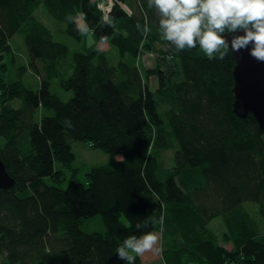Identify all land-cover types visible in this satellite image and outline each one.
I'll use <instances>...</instances> for the list:
<instances>
[{
  "label": "trees",
  "instance_id": "obj_1",
  "mask_svg": "<svg viewBox=\"0 0 264 264\" xmlns=\"http://www.w3.org/2000/svg\"><path fill=\"white\" fill-rule=\"evenodd\" d=\"M111 1L102 12L95 0H0V157L14 179L0 189V264H125L116 254L125 238L159 229L165 264H264V232L245 207L257 205L264 221V130L252 113L232 111L231 50L224 60H209L199 47L177 52L160 37L147 0ZM40 4L77 40L82 35L66 16L85 13L95 38L117 49V63L97 49L70 52L54 40L34 14ZM16 33L39 76L35 90L19 76L7 78L5 55L12 56ZM156 43L165 50L154 56L165 62L146 73L173 99L166 119L152 99L159 98L157 87L145 83L134 63L136 47L155 53ZM56 76L72 92L66 101L49 88ZM71 141L120 158L87 170L86 183L69 179L64 186V168L75 158ZM171 143L173 167L164 169L151 150ZM98 214L105 231L80 227ZM217 217L231 249L210 229ZM148 218L155 223L137 231L135 224ZM136 264H144L141 257Z\"/></svg>",
  "mask_w": 264,
  "mask_h": 264
},
{
  "label": "clouds",
  "instance_id": "obj_2",
  "mask_svg": "<svg viewBox=\"0 0 264 264\" xmlns=\"http://www.w3.org/2000/svg\"><path fill=\"white\" fill-rule=\"evenodd\" d=\"M147 7L158 16L160 37L177 52L199 47L209 60H224L229 50L233 54L247 51L252 59L264 64V0H147ZM66 21L75 23L81 35L90 31L83 12L67 15ZM102 22L106 26L113 23L108 14ZM150 31L145 24L143 33ZM65 123L72 127L69 121ZM149 222L154 224L155 220L136 223V230L147 228ZM159 242L155 232L131 235L116 249L117 258L125 264H136V258L145 253L159 254Z\"/></svg>",
  "mask_w": 264,
  "mask_h": 264
},
{
  "label": "rangeland",
  "instance_id": "obj_3",
  "mask_svg": "<svg viewBox=\"0 0 264 264\" xmlns=\"http://www.w3.org/2000/svg\"><path fill=\"white\" fill-rule=\"evenodd\" d=\"M126 8V7H125ZM35 16L41 20L45 26L51 31L53 39L67 45L70 52L71 51H81L85 53H90L94 49L101 51L105 54L109 64L115 65L119 60V54L117 49L109 42L98 41L95 36L89 31L88 34L82 35V38L77 40L67 34L66 25L62 22L55 20L46 10L43 4H40L35 12ZM12 44V52L14 53V58L12 60V56L9 53H6L5 59L7 64V78L9 81L14 80L16 76H19L22 79L24 85L30 89H37L39 85V76L36 72L30 69L28 65V51L24 42L23 35L20 33H16L11 38ZM155 53L153 52H145L141 53L137 66L139 67L140 73L142 75L143 80L148 83V86L151 89H155L157 87V78L155 75L149 74L147 75V70L153 68L157 64L163 65L165 61L158 59L156 57V53L159 51L158 49L165 50V47L159 43L154 45ZM160 52V51H159ZM163 61V62H162ZM165 68V66H163ZM169 69H166V74L170 75ZM71 72V69H68L63 77H67ZM172 80V81H171ZM174 81L173 76L170 77V83L172 84ZM50 90L56 93L63 101L68 100L72 92L70 90L64 89V87L60 84V77H52L50 78ZM167 91V90H166ZM160 96V95H159ZM165 101L164 109L161 108L159 104V114L163 119H166L168 111H173L175 108L173 107V99L167 93L162 96ZM12 106L18 105V100H11ZM72 151L74 153V160L69 168H64V181L63 185L66 186L69 179H72L76 182H86V171L92 167L102 165L107 162H111L113 160L119 159L120 155H111L105 153L101 149L94 148L90 145L88 141H71ZM176 144L171 143V145L167 148L160 149H152L151 153H154L155 156L160 161V164L164 167V169H170L173 167V154L176 150ZM57 168L60 165L56 164ZM75 169V172L72 171ZM245 207L248 209L251 216H253L261 231L264 232V221L260 218L258 214L257 205L246 203ZM210 229L218 234L220 244L227 249H231L232 245L230 243H225L221 239L222 232L224 231V224L221 217H217L211 221ZM80 227L85 231H105L107 229L106 223L101 215H94L89 218H83L80 222ZM160 236L159 247L164 250L166 245V237L164 235L163 229H159L153 231ZM175 239H179V236H175ZM169 240L172 237H168ZM1 259V257H0ZM144 264H165L162 258L161 252L159 254H153L151 252L145 253L144 256L141 257Z\"/></svg>",
  "mask_w": 264,
  "mask_h": 264
},
{
  "label": "water",
  "instance_id": "obj_4",
  "mask_svg": "<svg viewBox=\"0 0 264 264\" xmlns=\"http://www.w3.org/2000/svg\"><path fill=\"white\" fill-rule=\"evenodd\" d=\"M232 58L235 61L232 69V110L238 117L252 113L259 127L264 130V64L252 59L247 51L232 53ZM13 185L14 179L0 157V189H9Z\"/></svg>",
  "mask_w": 264,
  "mask_h": 264
},
{
  "label": "bare ground",
  "instance_id": "obj_5",
  "mask_svg": "<svg viewBox=\"0 0 264 264\" xmlns=\"http://www.w3.org/2000/svg\"><path fill=\"white\" fill-rule=\"evenodd\" d=\"M111 2H112L111 0H104V1L101 3V6H105L106 4L111 3ZM96 7L101 11V8L98 7L97 4H96ZM36 19L44 25V23H43L41 20H39L37 17H36ZM90 32H91V30H90ZM91 33H92V32H91ZM14 35H15V34H14ZM101 42L103 43L104 41H101ZM11 45H12V44H11ZM135 49H136V56H135V58H134V63H135V65H137V63H138V61H139V58H140V53H141L140 50L142 49V45L136 47ZM71 52H76V51H71ZM118 54H119V53H118ZM167 57H168V58H169V57L172 58L171 55H169V56H167ZM157 82H158V81H157ZM145 83H147V81H146ZM145 85L147 86V84H145ZM169 86L172 87V85H169ZM49 88H50V87H49ZM162 90H163V87H162L161 82L159 81V82L157 83V94H160V96H159V98H158V97L155 98V96L152 98V99H153V102H154V106H155L157 112H159V111H158V110H159V104L161 105V108H162V109H164L163 106L165 107V101H164V99L162 98V96H164V95L161 94ZM232 111H233V110H232ZM60 167H61V166H60ZM61 168H62V167H61ZM86 182H87V180H86ZM86 182H85V183H86ZM164 212H165V209H164V207H162V210H161V216H163ZM214 233H215V235L217 236V239H218V234H217L216 232H214ZM0 256H1V255H0Z\"/></svg>",
  "mask_w": 264,
  "mask_h": 264
},
{
  "label": "built area",
  "instance_id": "obj_6",
  "mask_svg": "<svg viewBox=\"0 0 264 264\" xmlns=\"http://www.w3.org/2000/svg\"><path fill=\"white\" fill-rule=\"evenodd\" d=\"M104 0H95L96 4L99 5V7L101 8V11L104 12V11H108L109 10V6H110V3L106 4L105 6H101V3L103 2Z\"/></svg>",
  "mask_w": 264,
  "mask_h": 264
}]
</instances>
